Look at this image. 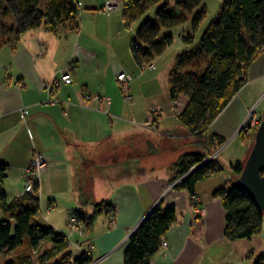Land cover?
<instances>
[{
	"label": "crops",
	"instance_id": "obj_1",
	"mask_svg": "<svg viewBox=\"0 0 264 264\" xmlns=\"http://www.w3.org/2000/svg\"><path fill=\"white\" fill-rule=\"evenodd\" d=\"M114 10L92 6L89 12L76 15L75 26L50 30L41 24L17 39L9 38L0 47V163L7 166L3 182L6 202L24 200L20 196L24 169L31 156L38 153L46 158L47 169L37 184V215L45 221V227L59 232L55 234H64V228L58 229L55 220L48 218L51 213L46 214V209L50 203L55 206L53 210L63 212L65 227L70 214L88 216L93 203L106 198L92 226H81L79 233L72 236V242L82 250L91 247L92 259L103 257L100 264H123L128 237L158 202L173 206L176 219L161 237L149 264H253L245 261L247 249L242 242H236L246 239L227 241L223 237L225 210L221 198L214 197L213 192L229 186L234 175L229 171V179H220L225 171L220 162L224 169L221 174L194 186L203 231L199 240L191 236L195 217L189 201L191 194L170 188L175 173L172 165L186 153L208 154L217 143L213 139L208 146L200 143L198 147L192 142L193 136L182 128L172 103V118L153 106L148 112L145 102L151 96L144 91V83L138 81L155 66L150 63V69L135 63L126 26ZM67 64L73 65L72 81L62 84L58 80ZM122 71L131 76V103L124 100L116 80ZM263 93L264 51L250 64L246 84L209 125L204 137L233 136L244 144L241 133L235 134L256 97ZM106 98L109 102H102ZM185 102L186 99L181 108ZM175 140L194 143L189 145L193 152L183 153L180 142ZM244 153L234 156L233 163L229 161V169L244 161ZM137 161L145 171L136 176L131 168ZM102 168L108 176L102 175ZM79 190L93 198L89 205H79ZM44 198L48 205L42 210ZM75 204L82 210H74ZM89 207L91 211L86 213ZM4 217L5 212L0 211V220ZM38 257L39 254L37 260Z\"/></svg>",
	"mask_w": 264,
	"mask_h": 264
},
{
	"label": "trees",
	"instance_id": "obj_2",
	"mask_svg": "<svg viewBox=\"0 0 264 264\" xmlns=\"http://www.w3.org/2000/svg\"><path fill=\"white\" fill-rule=\"evenodd\" d=\"M121 2V16L126 27L148 9L156 7L154 20H145L130 41L132 57L139 67L151 63L172 45L174 38L171 31L174 28L190 25V33L179 36L184 51L177 56L175 67L168 76L169 100L175 103L180 95L185 96L186 102L177 110L176 118L189 134L201 138L205 146L213 139L218 145L224 143L220 136L204 135L209 125L246 84L250 64L264 50V0H226L217 18L206 26L196 45H193L194 33L206 15L204 0ZM77 13L76 0H47L43 11L38 8V0H0V16L14 19V26L8 34L11 33L15 39L41 24L50 30L58 26H75ZM4 33L0 29V37ZM8 41L9 38L0 41V47ZM209 155H181L172 165L175 173L171 182L185 176L173 188L193 194L197 182L221 174L224 169L216 159L192 170ZM243 162L230 165L234 177L240 174ZM6 170L7 166L0 163V211L5 212L4 219L0 220V254L21 247L25 241L29 242L32 250H36L42 242H49L51 248L38 257L39 264H88L90 255L81 253L74 256L65 252L67 244L64 235L55 234L51 228L35 222L39 210L37 184H34V195H24L21 201L6 202L3 190ZM228 188L221 187L213 192L214 197L221 198L225 210L223 237L227 241H235L258 235L264 213L234 181ZM92 201L93 198L79 190L80 206L89 205ZM104 203L105 200L94 202L92 213L88 216L80 212H73L72 215L89 228ZM175 219L173 206H163L162 202H158L152 207L128 237L123 250V264H149L160 247L161 237ZM202 231V218L196 215L190 227L191 236L199 240ZM59 255L58 261L51 263ZM6 264H24V261L7 260ZM253 264H264V257L259 256Z\"/></svg>",
	"mask_w": 264,
	"mask_h": 264
},
{
	"label": "rangeland",
	"instance_id": "obj_3",
	"mask_svg": "<svg viewBox=\"0 0 264 264\" xmlns=\"http://www.w3.org/2000/svg\"><path fill=\"white\" fill-rule=\"evenodd\" d=\"M76 2L78 3V13H79L80 11L81 12L82 11L89 12V9H91L92 6H94L95 8H99L102 5L103 0H76ZM118 2H119V4L117 5V7L112 8V10H114L116 8L114 11L116 13H118L119 16H121L122 2H121V0H119ZM225 2H226V0H204L203 4H204L205 10H206V15H205L204 19L202 20L198 30L194 33L193 45L197 44V42L200 38V35L202 34V32L204 31L206 26L210 22L214 21L217 18L218 13H219V9L224 5ZM46 7H47V0H38V8L41 11H43ZM155 8L156 7H151L141 17H139L137 20H135L129 27L124 28L126 34L129 37V41L132 40L133 36L135 35L137 28L145 20H149V21L154 20ZM78 18H79V16H78ZM12 26H14V19L11 16H7L6 18L0 16V29L5 32L4 33L5 35L3 34L4 36L0 37V41H3L7 38L13 37L11 35V33L8 34L10 32L9 30L11 29ZM190 31H191V29H190L189 24L180 26V27L176 28L175 30H172L171 33H172L173 38H174L172 45L169 46L168 48H166L161 55H159L158 57H155L154 60L151 62L154 64L155 70L147 71L143 76H141L139 78L138 82L140 84L144 83L143 84L144 91L148 94L149 97L151 96L145 102V107L147 106L148 112H150V109L153 106L158 111L162 110V111L166 112L172 118L173 111H172V107H171L172 102H170V100H169L168 76H169L170 72L172 71V69H174V67H175L177 56L181 55L182 52L184 51L183 45H182V43H180V41L177 40L178 39L177 37L180 35H185L187 33H190ZM260 55H261V53L258 55V57ZM185 99H186L185 96L180 95L178 97L177 101L175 103H172L173 107L174 106L176 107V108H174L176 112L178 109L181 108L180 106L183 104ZM250 112H251V114H250L249 120L247 121V125H246L247 127L239 130L237 132V134H235L237 136L239 133H241V137L244 140V144L241 143L240 139H238L236 137L233 138V136H230V137L224 139V141H225V143H227V145L220 152H219V150L222 148L223 144H221V145L216 144V147L214 149H212V152L209 153V154H212V153L218 152V154L216 155L217 156L216 160L218 162H220L225 167V171L223 172V175L220 176L221 178L219 177L220 179L223 178L224 180H226V179L230 178V174H229L230 169H229L228 165H229V161H231L232 163L235 161V160L234 161L231 160V159H234V156L238 155L239 153H242V151H245L244 157H246L247 152L250 151L252 144H253V137H254L255 131H256L260 121L264 117V93L261 94L260 96L256 97L254 104H253V108L248 112V114ZM248 114H247V116H248ZM253 119H254V121H253ZM181 126L183 129L185 128L183 125H181ZM185 130H186V128H185ZM246 131L249 132L248 135L246 134ZM186 133L189 134L187 132V130H186ZM191 140H192V142L197 143L198 147H200V143L202 142L201 138L193 136V138ZM175 142H180L179 144H180V147L182 146V148H183L182 149V152L184 151L183 153L193 152L192 150H189V145L192 146V144H194V143H190L188 140H183V141L175 140ZM137 143L138 142L135 141V144H137ZM179 144H177V146ZM186 145L188 146L187 148L185 147ZM197 151H194V152H197ZM31 158H32V156H31ZM243 159H245V158H243ZM30 161H31V159H30ZM46 169H47V167H46ZM46 169L44 170V172L46 171ZM80 180H83V177L80 178ZM233 181H234V179H233ZM222 182H224V181L222 180ZM84 184L85 183L83 182V185ZM228 187L229 186H227L226 188H228ZM22 190H23V182H22L21 191ZM103 190L105 191V189H103ZM104 191L102 192L103 194H104ZM33 193H35L34 189H33ZM102 200L104 201V200H106V198H102ZM46 205H48L47 199L44 198L43 201L41 202V209L44 210L46 208ZM54 208H55L54 204L53 205H52V203L49 204V206L46 209V214H48L49 212L51 213L50 215H48V218L55 220V223L57 224V226H59L58 229L63 230V228H64V234L66 235V234H68V229H67V221L65 224L66 228L63 227L64 226L63 225L64 224L63 223L64 214L61 211L53 210ZM73 209L74 210H82V208H80L77 204H75L73 206ZM90 211H91V207L85 209L86 213H90ZM67 220H68V218H67ZM35 221L37 223H39V225H41L42 227H45L47 225L43 219L38 217V215L35 217ZM81 226L84 227L85 224L81 223L79 225V228ZM79 231H78V233H79ZM54 232L59 233L55 230H54ZM75 234H77V233H75ZM72 236H71V241H75V238H73ZM65 241H66V239H65ZM25 242H26V244H25ZM25 242L23 243V245L21 247H18L16 250L12 251L9 254H7V253H5L4 255L0 254V264H6V261L8 259L15 260V261L16 260L17 261L23 260L24 264L25 263L38 264V260L36 259V255L39 254V256H40L51 248V246H50L51 244L48 245V242H42V243H40L39 247L36 250H32L30 248L29 242L28 241H25ZM236 242H242L241 244H243L244 248L247 249V258L245 259V261L247 260V261H250L251 263H253L259 256L264 257V215L262 217L261 230H260L258 235H255L248 240H240V241H236ZM48 246H49V249H47ZM67 250L70 253H72V255H74V256L78 255L77 249H74V247L67 245V248L65 251H67ZM29 260H30V263H29ZM15 261H13V262H15Z\"/></svg>",
	"mask_w": 264,
	"mask_h": 264
},
{
	"label": "built area",
	"instance_id": "obj_4",
	"mask_svg": "<svg viewBox=\"0 0 264 264\" xmlns=\"http://www.w3.org/2000/svg\"><path fill=\"white\" fill-rule=\"evenodd\" d=\"M118 1L119 0H103L102 5H101V9L103 11H111L112 8L117 7V5L119 4ZM146 67L151 69V68H153V64H150V63L146 64ZM72 70H73V65L67 64L66 67L62 70L58 82L62 83V84H70L72 81V77H71ZM116 80L119 82V89L123 94L124 100L128 103H131L132 97L128 94V85H129V82L131 81V76L128 73L122 71V72H119L117 74ZM50 102L51 101H46V103H50ZM102 102L108 103L109 100L106 98ZM251 112L245 118V120L241 124L239 130L247 127L246 126L247 121L250 118ZM253 121H254V119H253ZM248 133L249 132L246 131L247 135H248ZM222 144H223V146L219 150V152L227 145V143H225V142ZM217 154H218V152L212 153L207 158H205L203 161L206 162V161L214 160V159H216ZM46 167H47L46 158L44 156L38 154V153H34L32 155V158H31L29 165L24 169L23 190H22V193L20 196H24V195H28V194L32 195L33 189H34V184L39 183L40 177H41L42 173L44 172V170L46 169ZM184 176L185 175H183L182 177H184ZM181 178H179L175 182H173V184L170 186V188L173 187L175 184H177L181 180ZM189 201H190L191 209H192L194 216H196V215L201 216V214H200L201 209H200L198 198L194 194H191L189 196ZM109 219L111 220L112 218L110 217ZM80 223L81 222L79 220H77L74 215L70 214L68 217V220H67L68 234H66V235L63 234V235H64V238L66 239L67 245L73 246L77 250L81 251L82 254L84 253L86 255H89V253L91 251L90 246L86 250H82L80 248V246H78L77 243H74L71 241V236L74 235L75 233H78ZM102 259H103V257H98V258H93V259L91 258V261L88 264H100Z\"/></svg>",
	"mask_w": 264,
	"mask_h": 264
},
{
	"label": "water",
	"instance_id": "obj_5",
	"mask_svg": "<svg viewBox=\"0 0 264 264\" xmlns=\"http://www.w3.org/2000/svg\"><path fill=\"white\" fill-rule=\"evenodd\" d=\"M206 162L202 161L194 166L192 170ZM103 168L102 175L108 176ZM105 168L108 169V166ZM131 170L134 171L136 176L141 171H145L139 161L136 162L135 168L132 167ZM234 182L251 198L258 210L264 213V117L255 131L252 147L247 153L240 174L234 177Z\"/></svg>",
	"mask_w": 264,
	"mask_h": 264
}]
</instances>
